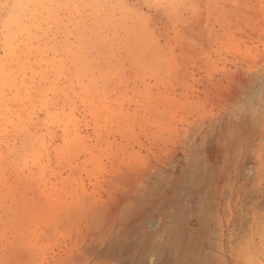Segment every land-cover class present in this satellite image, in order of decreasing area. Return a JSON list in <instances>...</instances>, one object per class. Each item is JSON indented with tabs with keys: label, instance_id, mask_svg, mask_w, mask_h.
I'll return each instance as SVG.
<instances>
[{
	"label": "rangeland",
	"instance_id": "rangeland-1",
	"mask_svg": "<svg viewBox=\"0 0 264 264\" xmlns=\"http://www.w3.org/2000/svg\"><path fill=\"white\" fill-rule=\"evenodd\" d=\"M96 1L0 0V264H260L264 0ZM78 24L97 88L65 133L58 62ZM151 195L192 231L141 256L123 237Z\"/></svg>",
	"mask_w": 264,
	"mask_h": 264
},
{
	"label": "bare ground",
	"instance_id": "bare-ground-1",
	"mask_svg": "<svg viewBox=\"0 0 264 264\" xmlns=\"http://www.w3.org/2000/svg\"><path fill=\"white\" fill-rule=\"evenodd\" d=\"M89 1V8L91 7V12H94V13H96V14H98V12H100L101 10H102V7H96V8H94L96 5H100L99 4V2L98 1H96V0H88ZM128 1V0H127ZM78 2H79V4L76 6V10H78V12H81V11H84L83 9H80V2H81V0H78ZM142 2V0L140 1V3ZM146 2V1H145ZM139 3V4H140ZM144 2H142V4H143ZM150 3V2H149ZM115 4V3H114ZM82 5V4H81ZM137 5V4H136ZM141 5V4H140ZM154 5V4H153ZM162 5V4H161ZM161 5H159V6H161ZM142 6V5H141ZM158 6V7H159ZM136 7V6H135ZM147 7H148V5H147ZM146 7V8H147ZM153 7V6H152ZM89 8L87 9V10H89ZM119 8V7H118ZM130 8V7H129ZM129 8H127V9H129ZM155 8H157V6L155 7ZM94 9L97 11V12H95L94 11ZM131 10H132V8H130ZM135 9V8H134ZM149 9V8H148ZM172 10V9H171ZM179 10V9H178ZM125 12L127 11V10H124ZM130 11V10H129ZM139 11V10H138ZM161 11H162V9H161ZM123 12V11H122ZM121 12V10H119V9H116V10H113V14L114 15H116L117 17H119L118 18V20L120 19L121 20V22H120V24L123 22L124 23V21H125V16L126 15H124L123 13ZM144 12V11H143ZM150 12V11H149ZM152 12V11H151ZM163 13V12H162ZM93 14V13H92ZM91 14V15H92ZM133 15L135 14V13H132ZM131 14V15H132ZM161 14V13H160ZM90 15V14H89ZM105 14H103V16H104ZM133 15H132V17H133ZM140 15V13L138 14V16ZM150 15V14H149ZM173 15V14H172ZM97 16V15H96ZM95 16V17H96ZM115 16V19L117 18ZM129 16V15H128ZM137 16V17H138ZM143 16V15H142ZM112 17V16H111ZM136 17V16H135ZM136 17V18H137ZM168 17H169V15H168ZM182 17V16H181ZM63 18V17H62ZM82 18V17H81ZM99 18V17H98ZM104 18H106V17H104ZM103 18V19H104ZM144 18V17H143ZM149 18V17H148ZM72 19V18H71ZM100 19V18H99ZM128 19V18H127ZM132 19V18H131ZM147 19V18H146ZM92 20V19H91ZM90 20V21H91ZM95 20V19H94ZM119 20V21H120ZM133 20V19H132ZM152 20V19H151ZM65 21V20H64ZM107 21V20H106ZM112 21V20H111ZM127 21V20H126ZM125 21V22H126ZM129 21V20H128ZM141 21V20H140ZM169 21V20H168ZM101 22V21H100ZM90 23H92V21L90 22ZM93 23H95L94 21H93ZM113 23V22H112ZM129 24H130V21L128 22ZM127 23V24H128ZM132 23V22H131ZM138 24V23H137ZM137 24H136V26H137ZM141 24V23H140ZM146 24V23H145ZM144 24V25H145ZM98 25V24H97ZM97 25H96V27H97ZM107 25H108V23H107ZM116 25H117V23H116ZM123 25V24H122ZM125 25V24H124ZM147 25V24H146ZM71 26V25H70ZM81 26L83 27V25H80V24H78V26H77V29H76V31L72 34V36H70L68 39H66V40H64V42H63V45H62V48H61V53H60V59H59V62H58V72H59V74H60V77H61V79H62V83H61V88H60V94H61V96H62V99H63V101L64 102H68V106H69V111H66V110H64V111H62L60 114H58L57 115V124L60 126V127H63L64 128V131H65V133H68V131H69V129L74 125V127H76V121H77V119H76V117H75V109H74V107L71 105V102H73V100H74V98L76 97L77 99H79V100H82L84 103H89V102H92L90 99L92 98V95H93V90L94 89H96L97 88V85L94 83V73H95V71H96V66H95V62H94V60L91 58L92 57V55H91V39L92 38H89V36L88 35H86V34H84V30L82 31V29H81ZM95 26V25H94ZM114 27H115V25H113ZM119 26V25H118ZM117 26V27H118ZM121 26V25H120ZM129 26V25H128ZM134 26V25H133ZM101 27H102V25H101ZM107 27V26H106ZM109 27H111V26H109ZM123 27V26H122ZM126 27V26H125ZM146 27V26H145ZM84 28V27H83ZM136 28V27H135ZM150 28V27H149ZM86 29V28H85ZM94 29V28H93ZM118 29V28H117ZM124 29V28H123ZM123 29L122 30H120V31H123ZM141 29V28H140ZM70 30V29H69ZM110 30V29H109ZM113 30V29H112ZM132 30V29H131ZM144 30V29H143ZM147 30V29H146ZM151 30V29H150ZM95 31V30H94ZM103 31V30H102ZM106 30H104V32H105ZM128 31H130V29L128 30ZM139 31V30H138ZM149 31V30H148ZM103 32V33H104ZM126 32V31H125ZM136 32H137V30H136ZM135 32V33H136ZM140 32V31H139ZM94 33V32H93ZM99 33V32H98ZM130 33V32H129ZM134 33V32H133ZM92 34V33H91ZM102 34V33H101ZM111 34V33H110ZM115 34H116V32H115ZM115 34H114V36H115ZM120 34V33H119ZM128 34V33H127ZM126 34V35H127ZM144 34V33H143ZM148 34V33H147ZM151 34V33H150ZM140 35V34H139ZM104 36V35H103ZM136 36V35H135ZM147 36V35H146ZM113 37V36H112ZM127 37H129L128 35H127ZM150 37V36H149ZM117 38V37H116ZM140 38V37H139ZM97 39V38H96ZM112 39V38H111ZM115 39V38H114ZM122 39V38H121ZM124 39V38H123ZM146 39V38H145ZM150 39V38H149ZM156 40H157V38H155ZM128 40V39H127ZM133 40V39H132ZM147 40V39H146ZM146 40H145V42H146ZM97 41V40H96ZM111 41V40H110ZM109 41V42H110ZM136 41V40H135ZM140 41V40H139ZM149 41V40H148ZM61 42V41H60ZM98 42V41H97ZM119 42V41H118ZM117 42V43H118ZM129 42V41H128ZM133 42V41H132ZM100 43V42H99ZM115 43V42H114ZM117 43L116 44H114V45H117ZM126 43V42H125ZM135 43V42H134ZM133 43V44H134ZM139 43V42H138ZM141 43V42H140ZM144 43V42H143ZM148 43V42H147ZM101 44V43H100ZM106 44H107V40H106ZM142 44V43H141ZM145 44V43H144ZM159 44V43H158ZM96 45H97V43H96ZM105 45V44H104ZM135 45V44H134ZM139 45V44H138ZM147 45V44H146ZM99 46V45H98ZM97 46V47H98ZM109 46H110V43H109ZM109 46H108V48H109ZM119 46V45H118ZM121 46V48H122V45H120ZM119 46V47H120ZM125 46V45H124ZM132 46V45H131ZM152 46V45H151ZM95 47V46H94ZM143 47V46H142ZM107 48V47H106ZM107 48V49H108ZM125 48V47H124ZM123 48V49H124ZM132 48H134V47H132ZM137 48V47H136ZM96 49V48H95ZM141 49V48H140ZM60 50V49H59ZM100 50H101V48H100ZM105 50V49H104ZM118 50V49H117ZM132 50V49H131ZM130 50V51H131ZM97 51V50H96ZM109 51H110V49H109ZM120 51V50H119ZM124 51V50H123ZM137 51V50H136ZM95 52V51H94ZM121 52V51H120ZM127 52V51H126ZM134 52V51H133ZM139 52V51H138ZM98 53H99V51H98ZM103 53V52H102ZM117 53V52H116ZM131 53H132V51H131ZM99 54H101V53H99ZM109 54H110V52H109ZM133 54H135V53H133ZM139 54V53H138ZM91 55V56H90ZM94 55V54H93ZM108 55V54H107ZM107 55H106V57H107ZM109 56V55H108ZM96 57V56H95ZM102 57V56H101ZM100 57V58H101ZM99 58V57H98ZM96 59V58H95ZM108 59H109V57H108ZM136 59V58H135ZM106 60V59H105ZM160 60V59H159ZM162 60V59H161ZM102 61V60H101ZM106 61H108V60H106ZM142 61V60H141ZM99 62H100V60H99ZM110 62V61H109ZM136 62H138V61H136ZM135 62V63H136ZM144 62V61H143ZM101 63V62H100ZM103 63V62H102ZM104 63H105V61H104ZM138 63H140V62H138ZM142 63V62H141ZM97 64H99V63H97ZM111 64V63H110ZM158 64V63H157ZM101 65V64H100ZM137 65V64H136ZM163 65V64H162ZM165 65V64H164ZM164 65L162 66V67H164ZM140 66H142V65H140ZM158 66V65H157ZM160 66V65H159ZM103 67V66H102ZM108 67V66H107ZM139 67V66H138ZM112 68V67H111ZM110 69V68H109ZM100 70H101V68H100ZM104 69H102V71H103ZM111 70V69H110ZM162 70V69H161ZM160 71V70H159ZM100 72V71H99ZM96 75V74H95ZM0 76L3 78V79H8L7 77L9 76V74H7L5 71H1L0 72ZM73 104V103H72ZM76 123V124H75ZM74 132H75V134H77V129H74ZM73 133V132H72ZM194 168V167H193ZM193 170V169H192ZM185 175V174H184ZM196 175V174H195ZM197 175H199V172H198V174ZM200 177V176H199ZM178 179V178H177ZM199 179V178H198ZM190 180V179H189ZM191 180H193V179H191ZM187 181V180H186ZM185 181V182H186ZM176 183H177V181H176ZM193 184H195V183H193ZM197 184V183H196ZM183 186V185H182ZM174 190V189H173ZM191 190V189H190ZM170 191V190H169ZM188 191V190H187ZM173 192V191H172ZM151 193V192H150ZM180 193V192H179ZM152 194V193H151ZM187 194V193H186ZM154 195H156L155 194V191H154ZM151 196H153V195H151ZM187 196V195H186ZM148 197V199H146V200H139V201H137V203H139V205H141V206H143L144 208H145V210H144V212L142 211V212H140L139 214H141L140 215V221H136V223L137 222H139V226L137 225V224H135V225H133L132 224V222H131V224H132V226L134 227V226H136L137 225V229H138V234L140 235V237H139V239L138 238H135V237H132V238H130V236L127 238H124L123 237V244H124V246L123 247H125V244L126 243H128L129 241L131 242L130 244H131V246L133 247L132 248V250L133 251H136L137 253H139L141 256L142 255H145L146 254V252H148V254H149V252H152V254H155L156 252H159L158 254H160V252H162L164 249H166L167 248V245H168V243H169V238L168 237H170V235H174V234H179V233H181V232H184V233H182V235L184 234L185 235V233L187 234V231L186 230H188V234H190L189 233V231H190V227H189V225H191L192 223H190L188 226H182V227H184L183 228V230L184 231H182V227H181V223H180V221H178L179 220V215H182V214H179V215H177V216H175V214H172V213H169L168 212V209L169 208H172L173 207V205H174V201L176 200L175 199V197L173 198L174 200H172V199H166V198H164L165 196H163L162 198H161V196H159L158 198H155L154 196L153 197H151V198H149V196H147ZM186 198V197H185ZM188 198V197H187ZM173 201V202H172ZM179 203V202H178ZM177 203V205H179ZM181 205V204H180ZM138 206V205H137ZM175 206V205H174ZM184 206V205H183ZM188 206V205H187ZM201 206H202V204H201ZM200 207V206H199ZM204 207V206H203ZM140 208V207H139ZM189 208V207H188ZM205 208V207H204ZM182 209V208H181ZM190 209V208H189ZM188 209V210H189ZM140 210H141V208H140ZM171 210V209H170ZM177 210V209H176ZM204 211H205V209H203ZM136 211V210H135ZM179 211H181V210H179ZM190 212V211H189ZM135 213H137V211L135 212ZM205 213V212H204ZM172 214V215H171ZM203 215V214H202ZM185 216V215H184ZM188 216V215H187ZM190 216H192V215H190ZM138 218H139V216H137ZM154 217H159V219L162 221V223L161 224H158L157 222V224H156V228H157V230H152L151 229V225H150V223L153 221V219H154ZM137 219V218H136ZM130 220V219H129ZM128 220V221H129ZM131 220H132V218H131ZM138 220V219H137ZM155 221V220H154ZM184 221H186V222H189V220H187V217L185 218V220ZM200 221V220H199ZM130 223V222H129ZM184 223V222H183ZM182 223V224H183ZM186 224V223H185ZM198 224V223H197ZM150 225V226H149ZM196 225V224H195ZM131 226V227H132ZM200 226V225H199ZM132 227V228H133ZM189 227V229H187ZM129 228V227H128ZM131 228V229H132ZM160 228V229H159ZM193 228V227H192ZM134 229H135V227H134ZM158 229L160 230L159 232H158ZM193 229H195V228H193ZM124 230V229H123ZM125 230H127V229H125ZM130 230V229H129ZM198 229L196 228V231H197ZM134 231H136V230H134ZM142 231V232H141ZM191 231H192V229H191ZM190 231V232H191ZM194 231V230H193ZM195 231V232H196ZM125 232V231H124ZM198 232H200V231H198ZM203 232H204V230H203ZM136 233V234H137ZM126 234V233H125ZM131 234V233H130ZM197 234V233H196ZM203 234V233H202ZM164 235H167V243H165V241H163L164 240ZM200 235V234H199ZM199 235H197V236H199ZM127 236V235H126ZM135 236V235H134ZM177 236V235H176ZM188 236V235H187ZM179 237V236H178ZM196 238V237H195ZM125 239V240H124ZM197 239V238H196ZM185 240V239H184ZM192 240V239H191ZM182 241V240H181ZM117 242H118V240H117ZM174 243V242H173ZM193 243H195V242H193ZM182 244H183V242H182ZM197 244H199L198 242H197ZM180 245H181V243H180ZM179 245V246H180ZM188 245H189V243H188ZM187 245V246H188ZM130 245H129V243H128V247H127V245H126V247L128 248V249H130L131 248V246L129 247ZM185 246V245H184ZM168 247H169V245H168ZM178 247V246H177ZM182 247V246H181ZM194 247V246H193ZM173 248V247H172ZM171 248V249H172ZM169 249V248H168ZM182 249H183V247H182ZM184 249H186L187 250V248H184ZM195 249V248H194ZM185 250V251H186ZM199 250V249H198ZM187 253H188V251H186ZM185 252V253H186ZM152 254H149L150 256H152ZM166 254V253H165ZM189 254H190V252H189ZM188 254V255H189ZM181 255L182 254H180V253H178V252H175L174 253V261L175 262H177L178 260H181ZM192 255V254H191ZM155 257H156V259H155V257H154V259H153V257H152V260H153V263H155L156 264V262L158 261V259H161V258H158L157 259V256L158 255H154ZM163 256V255H162ZM171 256H173V255H171ZM159 257H160V255H159ZM165 257V256H164ZM163 258V257H162ZM170 258V257H169ZM172 258V257H171ZM170 258V259H171ZM134 259H135V257H134ZM137 259V258H136ZM170 259H168L167 261H170ZM162 260V259H161ZM185 261V260H184ZM184 261H182V263L184 262ZM187 261V260H186ZM187 262H184V264H186Z\"/></svg>",
	"mask_w": 264,
	"mask_h": 264
},
{
	"label": "snow or ice",
	"instance_id": "snow-or-ice-1",
	"mask_svg": "<svg viewBox=\"0 0 264 264\" xmlns=\"http://www.w3.org/2000/svg\"><path fill=\"white\" fill-rule=\"evenodd\" d=\"M244 264H256V262L252 259H248ZM260 264H264V260H261Z\"/></svg>",
	"mask_w": 264,
	"mask_h": 264
}]
</instances>
